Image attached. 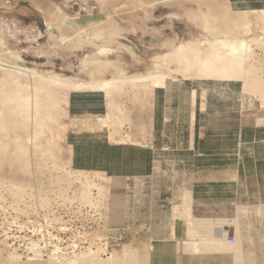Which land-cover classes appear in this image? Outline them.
I'll return each mask as SVG.
<instances>
[{
  "label": "rangeland",
  "instance_id": "obj_1",
  "mask_svg": "<svg viewBox=\"0 0 264 264\" xmlns=\"http://www.w3.org/2000/svg\"><path fill=\"white\" fill-rule=\"evenodd\" d=\"M233 1L237 3V9H257L255 13H249L248 20L251 25L250 28L248 27V33L242 26H236L233 21L234 16L229 17L231 13H226L225 5H218L214 0H209V3L196 0L185 4L171 2L168 5L154 4L157 0H0V54L3 57L8 54L11 61L14 60V54H18L21 57L19 62L29 71L28 73L36 71L54 78L60 77L88 84L95 78L111 79L119 75L120 68L127 76H141L157 71L171 74L166 88L168 93L164 95L156 94L154 90L156 87L148 85L153 83L151 80H148V83L124 80L107 91L93 88L75 89L70 84L43 85L40 91L41 97L45 102L51 100L52 105L49 110L41 109L40 115L45 118L46 124L40 129L42 133L38 139L39 148L36 152L29 141L28 143L23 141L27 153L31 152L28 156L22 155V158L27 156L24 159L28 164L27 172L22 171L21 167V170L17 171L14 167L16 160L19 163L15 164L16 166H21L20 164L23 163L21 160H14L17 155L14 149L17 146L14 148L13 145L16 143V138L21 137L18 132L22 135L27 132L22 124V118H16L17 126H15L12 113L1 115L0 133L2 131L4 135L0 134V263L46 264L48 251L53 248L60 250L57 254L61 255L65 252L61 257L69 254V251L70 254H87L93 251L106 259L110 257L109 252L115 247L119 255L118 264H150V260L147 261L145 256L149 254L150 243L154 238L149 236L147 240L146 236L140 237V235L132 238L131 226L122 215V212L127 210L125 207L129 205L130 200L128 194L123 195L119 192L124 182L99 170H83L72 166L69 141L75 135L81 134L83 129L91 131L102 129L83 126L86 120L101 115L83 116L82 114L86 112L84 106L87 107L89 104L98 106L97 111H102L105 106L107 115L111 112L107 127L113 128L120 135L118 139L120 142H135L131 133L134 128L131 118L134 110L146 108L150 101L149 97L157 104L158 100L155 96L160 95L184 104L187 110L190 106V92L195 88L198 94L194 103L191 96V117L196 113L198 102L199 107H207L205 110L201 109L205 112L210 106L223 107L224 101L220 98L226 99L227 108H232L227 113L232 112L233 129L240 131L234 154L240 158L245 153L264 157V123H250L247 120L250 114L264 119V107L260 98L251 99L252 96L249 94L251 91L244 92L242 79L227 82L216 78H201L196 67L188 65L185 58L175 59L172 52L175 45L187 46L189 43L197 44L202 51H207L209 43L205 39L209 36V32L202 24L207 17V21L211 19L213 24L219 25L217 29L215 27L216 30H227L229 35L237 40L252 41L250 43L252 54L246 68L252 67L250 71L254 73L253 75L250 71L247 73L251 75L249 78L253 79L255 76L264 82V0ZM203 10L206 16L199 17L196 21L191 18L192 14H203L201 13ZM113 19L117 20L116 23ZM100 30L107 35L117 30L118 35L107 42L98 37ZM79 33L87 34L86 40L77 41L76 36ZM64 36L70 38L61 39ZM104 46H109L113 51L102 52ZM167 54L166 61L159 60L158 57ZM0 85L3 89H10L12 86L1 81ZM254 93L260 94L257 90L252 92V95H257ZM181 97L184 100L180 99ZM2 103L0 108L4 106ZM242 119L244 124L253 125H242ZM72 123L74 125H71ZM7 125L14 129H8ZM114 135L111 132L110 137L113 140ZM259 166L264 168V162ZM175 167L176 163L173 164V168ZM262 182L264 183V180ZM127 183L125 182L124 189ZM186 186L192 188L190 182H187L183 188ZM183 188L178 189L175 197L183 192ZM173 193L174 191L172 192L174 196ZM170 200L172 201H169L170 206L172 203L173 207L171 223H174L181 213H186L183 211L186 203L184 200L181 201L182 198L174 200V197H170ZM236 202L232 206L233 212L229 219L199 217L198 219L193 213L192 223L188 220L190 222L187 221L185 224L184 220H181L182 230L187 235L185 239L179 241V246L183 247L182 250L186 254L192 256V259L185 264H235L237 260L235 255L238 253L243 256L241 259L245 260V264L249 262L264 264V194L242 196ZM76 205L80 206V211L85 206L99 210L104 223L96 230L77 232L73 244H69L71 247L69 250L67 243L48 240L47 235H58L56 232L64 226L58 207L65 206L74 211ZM192 205L193 200L190 206L187 205L191 211ZM176 208L177 210L174 211ZM185 208L184 210H187ZM182 216L180 215L179 218L183 219ZM232 222H237L240 228L239 234L220 235L223 236L224 242L239 249L229 251L225 248L220 253L204 254L201 251L195 255L188 253L192 252L188 245L186 247L188 251L184 249V245L190 239H194L197 245L206 237L202 231L204 225L199 223L223 226L224 223ZM135 226L136 224L133 229L137 230ZM175 228L176 222L173 236H175ZM229 235H232L234 242L228 241ZM83 240H89L88 244L83 243ZM33 241L34 243L37 241L36 243L41 247L44 253L43 259L39 257V260L37 256L35 258V250L32 251ZM205 242L209 243L208 240ZM128 253L134 255L133 260L125 258Z\"/></svg>",
  "mask_w": 264,
  "mask_h": 264
},
{
  "label": "crops",
  "instance_id": "obj_2",
  "mask_svg": "<svg viewBox=\"0 0 264 264\" xmlns=\"http://www.w3.org/2000/svg\"><path fill=\"white\" fill-rule=\"evenodd\" d=\"M166 88L154 90L164 95L168 93ZM163 95L155 96L157 104L149 97L148 106L131 115L135 142H120V135L113 128L103 127L94 131L83 129L69 141V147L73 167L99 170L120 179L124 185L128 182L119 191L130 196L122 215L131 226L132 238H154L149 247L150 264H185L192 256L182 250L179 241L187 233L184 234L183 219L179 217L175 219V236L169 232L173 220L170 197L176 200V192L190 182L195 216L229 219L237 199L264 194V168L259 166L264 157L245 153L240 158L234 154L240 131L233 129L232 112L227 113L232 108H227L226 99L220 98L223 107L210 106L205 112L201 109L207 107H199L198 102L192 119V91L187 110L184 104ZM84 108L82 115L86 117H105L108 113L105 106L102 111L90 104ZM241 124L246 125L243 119ZM111 132L115 134L114 140ZM135 224L137 230L133 229Z\"/></svg>",
  "mask_w": 264,
  "mask_h": 264
},
{
  "label": "bare ground",
  "instance_id": "obj_3",
  "mask_svg": "<svg viewBox=\"0 0 264 264\" xmlns=\"http://www.w3.org/2000/svg\"><path fill=\"white\" fill-rule=\"evenodd\" d=\"M188 1H191V0H157V2L154 4H157V3H164L165 4L166 3L168 5L171 2H178L179 4L180 3L185 4ZM196 1L209 3V0H196ZM214 2L218 5H220V4L225 5L226 10H227L226 13H231V16H229V17L234 16L233 21L235 22L236 26H242L245 29V31L248 33V27L250 28V25H251V23L248 20V17L250 16L249 13H251V12L255 13L257 11V9H255V8H251V9L239 8V9H237L238 8L237 3H235V1H233V0H214ZM201 13H203V14H201V15L192 14L191 18L195 19V21H196L199 19V17L203 18V16H206V12L204 10ZM209 16L210 15H208V17ZM204 19L205 20L202 21V24L207 29V31L209 32V36L207 38L205 37L206 38L205 41H207L209 43V48L207 49V51H202L201 48L197 44L189 43L187 46L177 44L174 46V48L172 50V52H174V54H173L174 58L175 59L185 58L186 61L188 62V65H190L191 67L197 68V73L201 78H216L218 80L227 81V82L242 79L244 92L247 93V92L251 91V93H249L252 96L251 99L252 98L256 99L259 97L260 100L262 101L261 102L262 106L264 107V82L261 79L260 80L257 79L255 76L253 77V79L249 78L251 75H253L254 72L250 71L252 67L246 68V65L249 62V59L251 58V54H252V49H251V44H250L252 41L246 40V39L237 40L236 38H233L231 36V34L229 35V32L227 30H216L219 25L216 26V24H213L210 18H209L210 19L209 21H207V17H205ZM113 21L116 23L117 20L115 21L113 19ZM112 24H114V23H112ZM112 26H114V25H112ZM215 27H216V29H215ZM86 33H87V31H86ZM116 33H118L117 30L114 32H111V34L107 35V33H105L104 31L101 32V30H100L98 33V37L101 39L103 38V40L108 42L114 36L118 35ZM86 36H87V34L83 35L82 33H79V35L76 36V40L81 42V40H83V39L86 40L85 39ZM68 38H70V37H68ZM68 38L66 36H64L61 39L67 40ZM74 39H71V40L75 41ZM7 51L9 53H11L10 50L7 49ZM109 51H113L112 48H110L109 46H104L102 49V52H109ZM11 54H13V53H11ZM7 56H8V54H7ZM6 57L1 56V54H0V72H1V76H0L1 80L0 81H1V83L5 82V83L12 85V86H10L11 87L10 89H7V88L3 89L2 85H0V103H2V101L4 102V103H2V104H4V106H2V108H0V116L2 114L5 115V114H11L12 113L14 115V120L13 119L12 120L16 124L15 126H17L16 118L20 117V118H22L21 120L23 121L22 124L24 125L25 130L27 129L26 130L27 132L24 135H22V133H19L17 131L18 134H21V137L20 136H19L20 138L15 137L16 143H13L14 148H15V146H17V148L14 149V153H16L15 151H17V153H16L17 155L15 154L16 158H14V160L18 159L19 161L21 160L23 162L20 164L21 166L18 165L19 166V168H18V166L15 165V164H19L16 160L14 167L17 168V171H18V169L19 170L22 169V171H26L28 168V166H27L28 164L25 163L24 159L31 152L27 153V150L25 149V147L23 145L24 144L23 141L25 140V142H27V143L29 141L30 144H32L31 147H33L35 149L34 152H36L37 148H39L38 139H40V136H41L40 133H42V132H40V129H42L46 124L45 118H43L40 115L41 109L45 108V109L49 110V108L52 105V102L50 99H49L50 102H45V101H43V99L41 97L40 91L42 90L43 85L49 86L50 84H55V85L70 84V85H73L75 89L93 88V89H104L107 91L111 87H114L113 85H115L116 83L124 81V80H130L132 82H147V83L149 82L148 80H151V81H153V83L148 84L149 86L151 85L153 88L154 87L166 88L168 78H170V76H171V74L169 72H162V71H157L154 73H149V74H145V75H141V76H127L124 73V70H122L120 68V69H118L119 75L114 76L111 79H105V80H99V79L95 78L88 84L85 82H74L71 80L62 79L60 77L54 78L53 76H46V75H43L40 73H36V71L33 73H28L29 71H27L25 68H23L21 63L19 62L21 57L18 54L17 55L14 54V60H12V61L10 60L9 56H8V58H6ZM158 58H159V60L161 59V60L166 61L168 59V54L165 55L164 57L160 56ZM247 69H248V71H247ZM249 71H250V74L252 73L251 75H248ZM189 73H191V72H189ZM26 76H28V78ZM48 79H51V80H48ZM256 90L260 94L258 95V93H254L257 95H252V92H255ZM207 91H208V89H207ZM197 94H198L197 90L195 88H193V90H192L193 103H194L195 99L197 98ZM243 101H244V99H243ZM111 102L112 101H110V103ZM250 103H252V102L250 101ZM4 109H6V110H4ZM110 113L111 112H109V114ZM109 114L107 115V117H95L94 119H88L85 121L83 126L84 127H90V129H91V127L94 129L107 127V121H108V123L110 122L108 120V116L110 117ZM192 117H194V115ZM6 118H8V115L6 116ZM247 118H248L247 120H249L250 123H264V119L259 118L258 116L254 117L253 115L250 114V116L248 115ZM1 119H2V116L0 117V123H1ZM11 123H12V121H11ZM245 123H247V122H245ZM8 125H10V124H8ZM8 125L6 126L7 128L9 127ZM71 125H74V124L72 123ZM4 126H5V124H4ZM10 127H11V125H10ZM10 127L8 129H11V130L14 129L13 127L12 128H10ZM1 128H2V126H1ZM1 133H2V131H1ZM4 133H5V130H4ZM8 136L9 135L7 134V137ZM23 154H26L27 156H23L25 158H22ZM33 156H35V155H33ZM20 167H21V169H20ZM28 171H29V169H28ZM105 177L112 178L109 176H105ZM182 190H183V192H181L182 194L179 193L178 195H176L175 198H176V200H178V198H182L181 201L184 200L185 203L186 204L188 203L187 205L190 206L191 201H192L191 188L186 186V188H183ZM186 204H184V208H185ZM187 205H186L187 210H184V208H183V211L186 213H181L180 215H183L182 217H183L184 221L187 219L185 221V223L188 220H190L192 223L193 220L191 218H192L193 212L191 211V208L188 207ZM182 206H183V204H182ZM255 207H257V206H255ZM258 208H262V207L258 206ZM258 208H257V210H258ZM239 209L241 210V207ZM175 210H177V208L174 209V211ZM177 212H179V211H177ZM174 218H176V217H174ZM190 221H188V222H190ZM199 224L204 225L202 231L206 237H204V239H201L197 245H196V241L194 239H190V241L186 245H184V249L186 251H188L186 247H188V246L191 247L192 252H188V253H192V255L193 254L195 255L201 251H202V254H204V253H208V252L209 253H211V252L212 253L213 252H219L220 253V251L222 252V250H224L225 248L229 249V251L234 250V249H239V247H237L235 245L228 244V243L224 242L223 236L220 235V234L225 235L228 233H233L234 235L235 234L238 235L240 228L238 227L237 222H232L229 224L224 223L223 226H220V225L219 226L218 225L213 226V225H208V224H203V223H199ZM192 226H194V225H192ZM170 227H172V229L169 228L170 229L169 232L171 233V236L174 237L173 235H174L175 222L171 223ZM189 235H191V232H189ZM220 239H222V241H220ZM206 240H208L209 243H206L205 242ZM36 242L34 243V241H33V246H32L33 250L32 251L35 250V254H34L35 258L37 256V259L40 260L39 257L44 256L43 255L44 253H42L41 247H39V244ZM199 243H201V246H199ZM30 250H31V246H30ZM58 250H59L58 248H53L51 251H48V254H47L48 259H46V264H118V261H119V255H118L115 247L112 248V250L109 252L111 254L110 257H108L106 259L101 258L99 255H96L93 251L92 252L90 251L87 254L78 253V252H77L78 254H74V253L70 254V251H69V254L72 257L67 252H66L67 255H65V256L63 255L64 257H61V255L65 252H62V254L60 255V254H57ZM240 255H241L240 253L235 255V257L237 259V260H235V264H245L244 263L245 260L242 261L243 259H241V257H243V256H240ZM250 257H251V255L249 256V259H250ZM125 258L128 260H130V259L133 260L134 255L131 253H128ZM145 258L147 259V261H149V254L147 256H145ZM42 259H43V257H42ZM0 264H2V263H0ZM247 264H254V263L249 262Z\"/></svg>",
  "mask_w": 264,
  "mask_h": 264
},
{
  "label": "built area",
  "instance_id": "obj_4",
  "mask_svg": "<svg viewBox=\"0 0 264 264\" xmlns=\"http://www.w3.org/2000/svg\"><path fill=\"white\" fill-rule=\"evenodd\" d=\"M61 211H63V213ZM58 213L63 219L64 226L60 227L59 231L56 232L58 233V235H47L48 240L52 239L56 242H65L67 243L66 246L69 247V250H71L69 244H73L72 241L76 238L75 234L77 232L86 230L93 231L96 230L98 226H103L104 223L100 211L90 206L83 207L82 211H80L79 205L75 206L74 211L69 210L65 206L61 208L58 207ZM228 237L229 242H234V238L232 237V235H229ZM88 241L83 240V243H86L87 245Z\"/></svg>",
  "mask_w": 264,
  "mask_h": 264
}]
</instances>
